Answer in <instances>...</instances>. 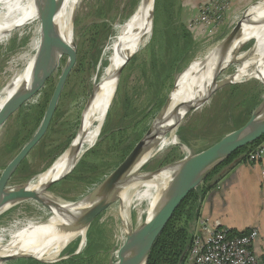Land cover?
Here are the masks:
<instances>
[{
  "label": "rangeland",
  "instance_id": "1",
  "mask_svg": "<svg viewBox=\"0 0 264 264\" xmlns=\"http://www.w3.org/2000/svg\"><path fill=\"white\" fill-rule=\"evenodd\" d=\"M213 1L219 0H174L175 11L180 13L181 21L187 31H189L191 34V39L193 42V46L187 55L186 60L181 64L178 72L175 74L181 72L182 68L187 66L190 62L198 58H202L209 49H211L214 45L219 44L220 40L225 38L226 35L229 34V32L233 29L234 25L241 18L243 12L251 5L255 4L258 0H233V3L229 6L228 10L224 14L223 21L216 27L213 26L211 28L208 26L195 24L199 15L198 7ZM138 3L139 0H78L77 4L72 8L70 28L72 32V42L76 47L75 64L61 92L59 100L56 104V110L54 113L55 115L53 114L45 135L25 158V161L27 162V169L21 171L16 169L14 174L8 180L7 186H14L34 180L36 178L35 176L43 173L57 157H59L64 151L68 149L81 123V118L85 110L87 100L92 92L94 82L101 74V71L107 66V54H105V49L110 38L112 37V28L130 17ZM101 23H105L110 28L111 32L109 30L107 34L98 35L97 44L91 48L90 39L95 32L93 27L94 25ZM108 27L106 29H108ZM30 41L31 34L26 33L24 35L18 36L14 31V33H11L10 37L5 42L0 44V91L15 77H22L21 74L27 62L32 56H34V51L29 48ZM149 42L140 52L135 55L139 58V60H148L145 52ZM253 43V40L248 41L244 45L243 53H247L252 47ZM99 50L100 52L93 66H88V62L93 61L96 51ZM192 58L193 60H191ZM66 59L67 55L64 54L61 57L56 70L50 79L46 81L44 86L35 95L25 101L2 125L0 128V148L2 144L9 139L12 129L19 121V116L22 117L25 113H27L26 116L28 117L32 114V108L34 106H42L46 103V107L43 111L44 113L39 117L41 123L52 91L66 63ZM239 66V61H237V63L235 62L226 71H224L218 79L224 80L227 77L229 78L230 76H234ZM125 68L126 66L124 69ZM124 69L122 70L120 77L121 79L126 78L128 82L127 85L130 87L131 91L132 88H137L139 86V81L137 80L138 78L136 75H128ZM174 81L175 80L173 79L170 86L169 84L166 85V88L163 91L165 97H167L172 91ZM243 83H248L251 86H254L256 88L255 91H263L261 84L256 79L236 81L233 84ZM225 86H222L212 94L206 106L198 111L190 112L183 119L184 121L182 120L174 129V133H176V129H178V127L187 125V123L192 122V119L198 117L199 121L195 124L197 126H192V136L195 134V139H192L191 141L194 152L204 150L207 146L216 142L232 128L230 125L220 124L221 122L219 120H216L214 126H209L207 129L206 127L203 128L204 125L212 124L209 119L214 114L213 102L217 100L220 92ZM124 89L126 91V87H123V83L119 78V83L112 99V101L116 99V104L121 100ZM137 94H139V92H137ZM114 118L115 113L113 111L111 114V120L109 122L110 126L114 125ZM206 120L208 121L203 124L202 122ZM197 137L199 138L197 139ZM26 142H24V144ZM94 147L89 150L94 149ZM175 147H178V144L176 146H170L164 149L162 152L155 154L144 166L142 171L150 172L159 168L163 162V158L168 154L175 156L176 154L181 153L182 157L188 156V154L192 155L191 150H186L183 147H180L179 151L177 150L176 152L172 153V150ZM105 151L106 147H103L101 152L105 153ZM117 154L118 153L112 150V152H108L106 156H104V159L110 163L113 161L116 162ZM14 156L15 154H7L2 152L0 149V177L3 173V170L14 158ZM116 167L115 165L108 166L106 168V173L109 174ZM27 177H30V179H26ZM97 187L98 185L93 186L79 183L74 180H63L57 183L53 190L55 194L64 201L73 202L81 199L86 194H91ZM146 209H148L147 202H143L136 206V203L133 200L131 201V205L128 208H123L121 203L116 200L99 216L97 221L98 228L95 229V232H93V236L91 237L92 239L90 238V240H93L96 249L102 253L100 258L101 264L112 263V252L116 248V240H118L119 235L122 234L125 236L126 234H129L134 228H136L137 223H141L144 219V216L147 212ZM139 211L141 212L140 217L138 214ZM48 214V211L37 201H23L16 204L12 209L0 216V230H7L9 225H11L14 221L25 222L37 219L45 220V218L48 217ZM123 215H127V218H123ZM5 239L7 241V238ZM85 245L86 237L81 251L83 248H85ZM69 256L67 255L62 257L60 254V256H58V258H56L54 261L57 262L62 260V258L66 259ZM54 261H52V263Z\"/></svg>",
  "mask_w": 264,
  "mask_h": 264
},
{
  "label": "bare ground",
  "instance_id": "2",
  "mask_svg": "<svg viewBox=\"0 0 264 264\" xmlns=\"http://www.w3.org/2000/svg\"><path fill=\"white\" fill-rule=\"evenodd\" d=\"M57 1L59 5L56 16L59 31L58 44L60 49L64 50L72 42L70 20L72 17V8L77 4L78 0ZM256 3L250 6L248 24L255 23L264 16V0L259 4ZM43 18L42 0H0V44L5 42L14 31L18 36L29 33L31 34L29 48L34 51V56L30 58L27 64L25 63L26 66L21 74L22 77H15L1 89L0 106L21 85L29 83L36 69L37 60L35 57L40 61V66L47 67L49 65V56L43 36ZM151 18L152 15L148 0H139L138 5L130 17L112 28L113 34L105 49L107 66L101 71V74L94 82L92 96L81 118L82 133L74 139L72 144L75 149L64 151L57 158L50 170L35 176L36 178H33L34 180L30 184V189L40 190L51 179H56L65 174L86 151L94 147L97 139H99L98 137L119 83L120 77L117 78V71L126 60L135 56L149 42L153 29ZM254 28L249 25L244 26L243 33L234 41V50H237L239 46L250 40H253L254 43L251 50L241 54L237 58L240 66L237 68L235 75L230 77L231 81L249 79L264 80V25ZM221 43L220 40L219 44L209 49L202 58L192 61L194 63L190 69L176 78L175 91L171 95L172 101L164 114L165 121H167L164 124V127H167L166 132L159 140H156L159 142L155 148H150L145 151L144 157L132 169L131 174L136 172V169L140 165L146 162L148 163L155 154L178 144L179 140L174 136V129L179 122L170 117L171 112L177 106L180 105L177 119L181 122L187 115L185 113L187 104H194L193 111H198L208 104L210 96L212 95L211 92L220 85L218 82L215 84L212 83V67L217 64V61L220 60L219 58H225ZM202 61H208V65L204 69L200 65ZM227 62L228 60H226L225 64ZM210 90L211 94H209ZM176 172H178V169L165 171L150 181H144L134 185L130 189L128 188V191L122 192L118 197L119 203H121L123 208H128L133 200L136 206L147 202L148 209H146V214H151L167 191L170 181ZM95 199V196L88 195L79 202H67L64 204V208L66 210H71V207L85 208L90 206ZM14 206V204H3L0 206V216ZM48 213V217L45 220L14 221L9 225L7 230H0V257L8 255H31L40 261L52 262L73 243H81L80 246L82 248L88 226L84 225L83 222L73 221V219L62 216L59 212L57 214L53 210H49ZM138 214L140 217L141 212L139 211ZM123 218H127V215H123ZM127 235L120 234L118 240H116L117 245L115 244L116 248L112 252L113 260L111 264H119L121 258L124 256ZM5 238H7V241Z\"/></svg>",
  "mask_w": 264,
  "mask_h": 264
},
{
  "label": "water",
  "instance_id": "3",
  "mask_svg": "<svg viewBox=\"0 0 264 264\" xmlns=\"http://www.w3.org/2000/svg\"><path fill=\"white\" fill-rule=\"evenodd\" d=\"M257 2L258 3L256 4H259L260 2H263V0H258ZM42 4L44 13L43 36L44 43L47 48V54L49 56V65L47 67L40 66V61L35 57V59L37 60L36 69L29 83L21 85L14 92V94L0 106V128L5 123V121L25 101L35 95L44 86L46 81L50 79V77L56 70L59 61L64 54L67 55V59L52 91L44 117L41 123L39 124V127L32 135V137L21 147L19 152L14 156V158L3 170V173L0 177V206H2L3 204L16 205L23 201L33 200L40 203L41 206H43L47 211L53 210L55 213L59 212L62 216L68 217L69 219H73V221L83 222V224L87 225L89 228L91 223L99 215H101L110 205H112V203L118 200V197L122 192L128 191V188L130 189L134 185L144 181H150L162 172L170 171L172 169H178V172H176V174L171 179L167 191L164 193L161 201H159L152 213L146 214L142 222L139 223L136 228H134L126 236L124 256L121 258L119 264H146L154 242L164 230L166 225L169 223L173 214L181 205V203L186 199V197L199 185H201L202 182L207 178V176L216 167H218L226 159H228L234 152L254 143L255 141L259 140L264 136V80H257L261 84L263 89L261 101L254 108V110L252 111L243 126L223 135L219 140L211 144L208 148L198 153H193L191 151L192 155L188 154V156H184L181 159L160 166L159 168L150 172L142 171L144 166L147 164L146 162L145 164L140 165V167L136 169V172L131 174L132 169H134L144 157L145 151L150 148H155L159 142L156 140H159L165 134L167 127H164V124L167 123V121H165L166 119L164 118V114L169 105L171 104V95L175 91L176 78L178 76L183 75L187 70L190 69V67L194 63L190 62L181 70V72L174 75L175 81L173 89L166 97L162 107L160 108L157 115L154 117L153 121L151 122L144 135L133 146V148L123 159V161L119 163L118 166L112 172H110L100 184H98V187L91 194H89L96 197L94 202H92L90 206L85 208L71 207V210H66L64 208V204H66L67 201H64L54 192H52L51 187H53L55 184L59 183L67 175H69L82 156L68 172L57 177L56 179H51L50 181L45 183L40 188V190L30 189V184L33 180L20 183L14 186H7L8 180L14 174L16 169L45 135L52 119V116L55 112L56 104L59 100L61 92L76 61V47L73 42H71L68 48L64 50L60 49L58 44L59 31L56 23V16L58 14L59 8L58 1L42 0ZM148 4L150 8V13L152 15L151 25L153 28V13L155 0H148ZM249 13L250 7L243 12L241 18L234 25L233 29L229 32V34H227L226 37L221 40V45L224 49L225 58H219L220 60L217 61V64L212 67V83L215 84L216 82H218L220 83V85L212 92L210 90L209 94L215 93V91L220 89L222 86L231 85L236 82L231 81L230 77L233 76H230L229 80L228 77L224 80H220L218 78L232 64L237 62V58L243 53L244 45L247 42L239 46L237 50L233 49V44L234 41L237 40L243 33L244 26L249 25L251 27L257 28L262 27L264 25V16L258 19L255 23L248 24ZM251 48L249 50H251ZM130 59H132V57L126 60L124 64L119 68V70L117 71V78L120 77L122 70L124 69L125 65L130 61ZM226 60H228V62L225 64ZM207 62L208 61L201 62L200 65L202 69H204L208 65ZM92 93L93 89L88 100L92 96ZM179 107L180 105L177 106L174 111L171 112L170 117L176 119V121L180 123V121L177 119ZM193 107V103L187 104L185 113L188 115L190 112L193 111ZM81 133L82 126L80 124L73 140L71 141L68 147L69 150L75 149L74 145H72L73 141L78 136H80ZM174 136L175 138H177L175 133ZM178 146L183 147L187 150V148L182 146L180 142H178ZM57 158L50 164V166L44 172L51 169ZM87 196L88 195H85L81 199L73 201L71 203L79 202ZM73 210L76 212H74ZM80 245L81 243L77 245V248L73 255H77L81 251L82 248ZM18 259H33L35 261L46 264L52 263L40 261L31 255H8L0 257V264H4L9 261H14ZM55 262L56 261H54L53 263ZM180 263H182V261Z\"/></svg>",
  "mask_w": 264,
  "mask_h": 264
},
{
  "label": "trees",
  "instance_id": "4",
  "mask_svg": "<svg viewBox=\"0 0 264 264\" xmlns=\"http://www.w3.org/2000/svg\"><path fill=\"white\" fill-rule=\"evenodd\" d=\"M107 27L105 23L94 25L95 32L90 39L91 48L97 44L98 35L107 34L110 30L109 27L106 29ZM192 46L191 34L182 23L180 13L175 11L174 0H155L152 36L145 52L148 60H139L137 56H134L124 69L128 75H136L139 86L132 88L130 91L126 78L121 79L120 77V81H122L123 87H126V91L124 89L121 100L117 104L116 99L112 101L113 103L107 113L98 143L94 149L87 151L81 157L71 173L63 180H74L79 183L96 186L108 175L106 173L108 166L115 165L116 167L123 161L159 112L166 99L163 91L167 84L169 86L172 84L174 74L178 72L179 67L186 60ZM99 52L100 50L96 51L94 57L92 56L93 61L88 62V66H93ZM255 90L256 88L248 83L225 86L220 92V98L218 97L213 102L214 114L209 119L212 124L204 125L203 128L206 127L207 129L209 126H214L216 120H219L220 124L232 127L226 134L243 126L254 108L261 101L263 91ZM45 107L46 103L42 106L36 105L32 108L31 115L27 117V113H25L24 116L18 117L19 121L12 129L9 139L0 148L2 152L11 155L18 153L24 142L28 141L39 127V117L44 113ZM113 111L115 113L114 125L110 126L109 122ZM191 121L187 125L178 127L175 134L182 146L194 152L191 141L195 139V134L192 136V126H197L195 124L199 120L198 117H195ZM207 121L202 123L205 124ZM263 141L264 136L234 152L186 197L154 242L146 264H182L180 262L186 259L191 247L192 236L189 232V225L196 219L201 201L207 192L215 187L228 173L231 167L246 161L247 154L253 148L262 144ZM103 147H106L105 153L101 152ZM112 150L118 153L116 155L117 161L110 163L104 159V156L108 152H112ZM177 150H180V146L175 147L172 153ZM200 151L202 150L194 153ZM181 158V153L175 156L168 154L163 158L160 166ZM26 166L27 162L24 159L17 170H26ZM26 179H30V177ZM54 186L51 187L52 192H54ZM99 216L88 228L85 248L77 255H73L78 245L74 243L61 253L62 257L70 255L68 258L52 264H101L102 253L96 249L93 240H90L93 232L98 228L97 221ZM228 233L231 236L243 234L232 231H228ZM6 264L45 263L33 259H18L9 261Z\"/></svg>",
  "mask_w": 264,
  "mask_h": 264
},
{
  "label": "crops",
  "instance_id": "5",
  "mask_svg": "<svg viewBox=\"0 0 264 264\" xmlns=\"http://www.w3.org/2000/svg\"><path fill=\"white\" fill-rule=\"evenodd\" d=\"M200 221L235 233L256 229L254 251L264 257V157L255 163H237L207 192L189 225L191 236L199 232ZM182 264H191L189 255Z\"/></svg>",
  "mask_w": 264,
  "mask_h": 264
},
{
  "label": "built area",
  "instance_id": "6",
  "mask_svg": "<svg viewBox=\"0 0 264 264\" xmlns=\"http://www.w3.org/2000/svg\"><path fill=\"white\" fill-rule=\"evenodd\" d=\"M232 3L233 0H219L200 5L195 24L216 27ZM263 157L264 146L260 144L247 154L246 161L255 163ZM257 239L256 229L231 236L225 229H213L205 221H200L199 232L191 239L189 259L191 264H264V257L254 251Z\"/></svg>",
  "mask_w": 264,
  "mask_h": 264
}]
</instances>
